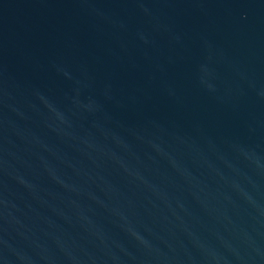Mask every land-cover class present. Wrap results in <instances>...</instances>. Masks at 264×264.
Returning a JSON list of instances; mask_svg holds the SVG:
<instances>
[{"label": "water", "instance_id": "1", "mask_svg": "<svg viewBox=\"0 0 264 264\" xmlns=\"http://www.w3.org/2000/svg\"><path fill=\"white\" fill-rule=\"evenodd\" d=\"M0 264H264V0H0Z\"/></svg>", "mask_w": 264, "mask_h": 264}]
</instances>
